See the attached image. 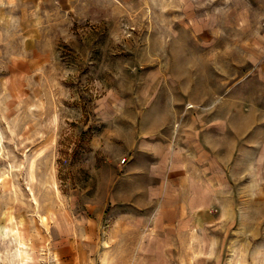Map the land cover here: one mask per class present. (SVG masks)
<instances>
[{
  "label": "rangeland",
  "instance_id": "rangeland-1",
  "mask_svg": "<svg viewBox=\"0 0 264 264\" xmlns=\"http://www.w3.org/2000/svg\"><path fill=\"white\" fill-rule=\"evenodd\" d=\"M0 264H264V0H0Z\"/></svg>",
  "mask_w": 264,
  "mask_h": 264
},
{
  "label": "crops",
  "instance_id": "crops-1",
  "mask_svg": "<svg viewBox=\"0 0 264 264\" xmlns=\"http://www.w3.org/2000/svg\"><path fill=\"white\" fill-rule=\"evenodd\" d=\"M140 154H143L144 157H148V155L152 154L154 159H158V162L149 163L147 160L141 166V174H138L139 178H142V181L146 182V184L142 187L137 188L133 194L134 196H126L124 195V191L118 192L116 189H113L112 192L108 193L107 200L108 203L112 206L113 209H118L124 205L132 206L136 208V210H144L146 213L152 214V225L154 228L157 227V223L159 222V218L161 215L169 216L174 212V193L172 192V181L174 178L176 179L175 175L172 173V168L170 164H167V156L164 155V151L161 149H157L154 147L152 153L149 150L142 149L139 151ZM183 155V153H181ZM170 159V158H169ZM206 159H208L206 157ZM207 161V160H206ZM205 161V162H206ZM182 161V165H183ZM201 165L205 164L208 165V161L204 163L201 160ZM168 165V167H167ZM207 172V170H206ZM137 176V177H138ZM181 176V175H180ZM184 175H182L183 177ZM184 181V178L181 181ZM204 187V186H203ZM204 194L207 196L208 187H205ZM189 197H192L190 194ZM185 205V203H184ZM192 207L194 205L193 201L189 203ZM193 211V208L190 209V212ZM137 212V213H138ZM186 213L185 206L181 209L180 213ZM112 217V222L119 223V226H124L127 220L136 219L137 222H142L141 220H145V218H133L130 215H124L123 212L121 214H114ZM148 222L150 218L147 219ZM136 222V221H133ZM122 224V225H121Z\"/></svg>",
  "mask_w": 264,
  "mask_h": 264
},
{
  "label": "built area",
  "instance_id": "built-area-1",
  "mask_svg": "<svg viewBox=\"0 0 264 264\" xmlns=\"http://www.w3.org/2000/svg\"><path fill=\"white\" fill-rule=\"evenodd\" d=\"M125 162H126V159H123V160H122V163H125Z\"/></svg>",
  "mask_w": 264,
  "mask_h": 264
}]
</instances>
